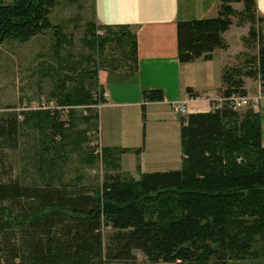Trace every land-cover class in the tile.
Returning a JSON list of instances; mask_svg holds the SVG:
<instances>
[{
	"label": "trees",
	"instance_id": "trees-1",
	"mask_svg": "<svg viewBox=\"0 0 264 264\" xmlns=\"http://www.w3.org/2000/svg\"><path fill=\"white\" fill-rule=\"evenodd\" d=\"M226 1L217 0L222 11L213 17L178 24L182 64L209 60L216 48L224 49L222 35L230 25ZM247 1L244 13L262 24L255 1ZM59 3L0 0V45L8 40L29 43L49 29L58 31L50 18ZM92 21L86 43L96 55L85 58L88 77L66 87L56 100L67 109L68 121L61 119L57 106L24 116V123L43 133V152L36 157L40 183L0 179V254L5 250L0 264H144L136 263L137 251L144 253L147 264H229L263 257L264 113L247 107L239 113L226 102L207 113H188L180 123L179 169L137 176L121 171L127 149L100 145L99 111L91 112V107L104 98L97 76L102 68L118 69L126 81L133 78L137 36L127 28ZM253 34L255 55L243 65L222 69L223 97L245 95L244 80L250 78H256L264 96V35L259 29ZM163 96L162 90H148L143 99L158 102ZM76 106L90 110L83 118L84 134L76 130ZM17 119L15 114L0 116V147L18 150ZM88 134L96 138L92 152L83 145L90 142ZM69 151L81 155V165L101 161L104 174L97 185L79 171L74 180L65 181L62 160ZM108 229L112 233L106 239Z\"/></svg>",
	"mask_w": 264,
	"mask_h": 264
},
{
	"label": "crops",
	"instance_id": "crops-1",
	"mask_svg": "<svg viewBox=\"0 0 264 264\" xmlns=\"http://www.w3.org/2000/svg\"><path fill=\"white\" fill-rule=\"evenodd\" d=\"M254 1L256 15L264 20V0ZM93 4L98 25L129 29L136 33L138 47L137 70L130 80L121 79L118 69L98 71L104 90L98 112L100 145L127 149L121 155L120 170L132 176L179 169L183 117L173 106L187 103V113L194 114L212 110L213 99L221 94L222 69L236 49L237 33L227 28L222 35L227 45L212 51L209 60L197 58L182 64L178 24L215 16L217 0H94ZM148 90H162L163 99L146 101ZM132 159L135 166L130 169Z\"/></svg>",
	"mask_w": 264,
	"mask_h": 264
},
{
	"label": "rangeland",
	"instance_id": "rangeland-1",
	"mask_svg": "<svg viewBox=\"0 0 264 264\" xmlns=\"http://www.w3.org/2000/svg\"><path fill=\"white\" fill-rule=\"evenodd\" d=\"M226 2L230 7V12L225 14L230 20V25L227 28L235 34L237 33L235 39L238 37L237 41L234 40L236 49L231 53L233 58L226 66L235 67L243 65L245 60L251 58L257 52L258 43L255 41L253 33L259 29V32L264 35V23L258 24L256 18L250 21L244 13V0H227ZM93 3L94 0H60L50 18L54 27H57L59 34L57 30L49 29L36 35L29 43L8 40L0 45V116L6 118L8 115L15 114L20 125V129H18L20 134L18 150L0 147V161L1 164H4L0 165V179L18 178L23 184L26 183L31 186L40 183V170H38L40 162L37 161L36 157L39 156L40 152L41 154L43 152V147H41L43 133L38 129L35 130L31 123H24V116L28 111L35 112L36 110L48 109V107H58L56 100L61 96L64 89L74 87L79 84L81 79L88 77L85 68L88 66L89 61L86 62L85 58L89 55L91 57L96 55V50L91 49L90 45L86 43L90 39L86 31L95 16ZM217 3L218 11L221 12L223 3ZM247 3L249 4V1ZM102 31H98L97 34L101 35ZM60 33L65 37L60 36ZM223 44L227 45L225 42ZM56 48L59 50L58 53H55ZM107 54L111 55L109 50ZM117 54L118 51L112 56ZM63 81L65 86H63ZM245 81H248L246 84L249 87V91H247L249 94L245 93L247 96H254V94L260 92V86L256 78L245 79ZM85 83H87L86 80ZM100 107L98 104L93 105L91 112L99 111ZM58 108L63 111L61 119L68 121L67 109ZM76 109L75 122L79 123L76 130L84 134L83 129L86 124L83 118L90 114V110L84 106H76ZM244 109L241 108L236 112L241 113ZM256 110L263 115L264 99L260 100V105ZM261 124L264 145V116ZM95 139L93 135L90 137L89 143L83 144L85 150L93 151L94 145L92 143ZM0 143H4L2 138H0ZM74 152L69 151L66 158L62 160V166L64 167L61 172L66 178L65 181L74 180L79 171L85 173L83 176L91 178V182L94 181L93 183L97 185L102 180L104 165L100 160L91 166L81 165V155L76 151ZM131 164L130 169H133L135 166L134 159H132ZM10 167H12L11 172ZM6 170L9 171V174H3V171ZM45 177H50V175L46 174ZM42 180L44 179L42 178ZM108 233L111 234L112 230H107V233H105L106 239ZM3 251L0 254L2 256H4ZM135 254L137 257L136 263L147 264L149 262L144 253L137 251ZM228 263L264 264V256L255 260L247 259L243 262L233 261Z\"/></svg>",
	"mask_w": 264,
	"mask_h": 264
},
{
	"label": "built area",
	"instance_id": "built-area-1",
	"mask_svg": "<svg viewBox=\"0 0 264 264\" xmlns=\"http://www.w3.org/2000/svg\"><path fill=\"white\" fill-rule=\"evenodd\" d=\"M264 99V96L261 95V92H258L257 94H254V96H247V95H237V94H229L226 97H223L222 95H217L213 101H212V110L213 108L221 107V105L226 102L228 103L229 107L233 109L234 111H237L241 108L247 107L252 108L253 110L260 105V100ZM187 103L182 104L180 102L175 103L173 106V111L180 114L182 117H186L188 115L187 113ZM264 113V110H263Z\"/></svg>",
	"mask_w": 264,
	"mask_h": 264
}]
</instances>
